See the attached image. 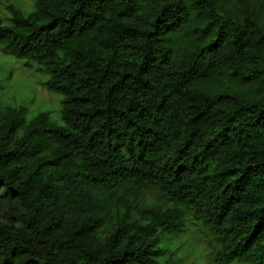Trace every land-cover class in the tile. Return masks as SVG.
<instances>
[{
	"label": "trees",
	"instance_id": "1",
	"mask_svg": "<svg viewBox=\"0 0 264 264\" xmlns=\"http://www.w3.org/2000/svg\"><path fill=\"white\" fill-rule=\"evenodd\" d=\"M0 49L61 98L0 79V264H180L188 222L264 264V0H14Z\"/></svg>",
	"mask_w": 264,
	"mask_h": 264
},
{
	"label": "rangeland",
	"instance_id": "2",
	"mask_svg": "<svg viewBox=\"0 0 264 264\" xmlns=\"http://www.w3.org/2000/svg\"><path fill=\"white\" fill-rule=\"evenodd\" d=\"M11 1L14 0H0V15ZM17 1L23 7H32V0ZM0 67H3L0 75L4 86L2 100L6 104L23 106L28 120L41 112H48L53 122L61 124V98L42 86L41 83L46 81L44 75L22 68L15 60L7 58L1 49ZM8 73H11L10 78H7ZM171 246L179 248L176 258L180 264H215L212 261L213 253L200 233V228L190 222L185 232L175 238Z\"/></svg>",
	"mask_w": 264,
	"mask_h": 264
}]
</instances>
